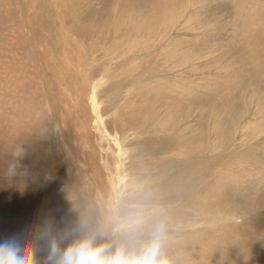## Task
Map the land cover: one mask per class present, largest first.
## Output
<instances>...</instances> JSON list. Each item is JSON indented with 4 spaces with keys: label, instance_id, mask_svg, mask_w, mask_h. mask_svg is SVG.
<instances>
[{
    "label": "rangeland",
    "instance_id": "obj_1",
    "mask_svg": "<svg viewBox=\"0 0 264 264\" xmlns=\"http://www.w3.org/2000/svg\"><path fill=\"white\" fill-rule=\"evenodd\" d=\"M133 166L190 187L177 264H264V0H0V241Z\"/></svg>",
    "mask_w": 264,
    "mask_h": 264
},
{
    "label": "clouds",
    "instance_id": "obj_2",
    "mask_svg": "<svg viewBox=\"0 0 264 264\" xmlns=\"http://www.w3.org/2000/svg\"><path fill=\"white\" fill-rule=\"evenodd\" d=\"M75 219L58 223L46 217L32 240L16 234L0 241V264H38L37 244L45 253L43 264H177L170 252L168 210L156 202L145 183H131L118 191L99 217L72 206Z\"/></svg>",
    "mask_w": 264,
    "mask_h": 264
},
{
    "label": "bare ground",
    "instance_id": "obj_3",
    "mask_svg": "<svg viewBox=\"0 0 264 264\" xmlns=\"http://www.w3.org/2000/svg\"><path fill=\"white\" fill-rule=\"evenodd\" d=\"M163 18V17H162ZM165 22V21H164ZM16 38V37H15ZM17 41V40H16ZM15 41V43H16ZM18 42V41H17ZM15 45V44H14ZM14 47V46H13ZM179 57V56H178ZM183 57V55H182ZM188 64V63H186ZM9 71V70H8ZM13 73V72H12ZM62 73V72H61ZM63 84V83H62ZM62 89V88H61ZM64 90V89H63ZM67 91V90H66ZM78 91V90H77ZM80 91V90H79ZM80 93V92H79ZM64 94V93H62ZM73 95V94H72ZM75 95V93H74ZM68 98V97H67ZM94 98V97H93ZM34 99V98H33ZM71 99V98H70ZM69 99V100H70ZM66 100V98H65ZM167 101V100H166ZM68 102V100H67ZM95 102V101H94ZM113 102V101H112ZM112 102L109 104L111 105ZM170 102V101H169ZM165 103V102H164ZM166 104V103H165ZM164 104V105H165ZM94 106V105H93ZM117 106V105H116ZM163 106V105H162ZM168 106V105H166ZM165 107V106H164ZM167 108V107H166ZM169 108V107H168ZM118 111V110H117ZM72 112V111H71ZM77 112V111H76ZM74 113V112H73ZM79 113V112H78ZM77 113V114H78ZM81 113V112H80ZM86 113V112H85ZM84 113V115H85ZM126 115V114H125ZM79 116V115H78ZM90 116V115H89ZM124 116V114H123ZM80 117V116H79ZM84 117V116H83ZM86 117V116H85ZM121 117V116H119ZM125 118V117H124ZM78 119V118H77ZM123 119V118H122ZM129 119V118H128ZM118 121V120H117ZM135 121V120H134ZM123 122V121H122ZM121 122V123H122ZM137 124V120L135 121ZM120 123V125H121ZM124 123V122H123ZM128 123V122H127ZM142 123V122H141ZM119 124V123H117ZM129 124V123H128ZM140 124V123H139ZM124 125V124H123ZM130 125V124H129ZM125 126V125H124ZM135 126V125H134ZM133 126V127H134ZM118 127V126H117ZM122 127V126H121ZM133 127L131 129H133ZM141 127V126H139ZM143 127V126H142ZM145 129V127H143ZM135 129V128H134ZM136 130V129H135ZM118 131V130H117ZM137 131V130H136ZM138 142V141H137ZM135 143V142H134ZM146 143V141H144ZM136 144V143H135ZM134 144V145H135ZM138 145V144H137ZM140 145V143H139ZM132 165H134V161L131 162ZM132 173V174H131ZM130 173V183H143L141 182V177L137 176L140 172L136 170V167L133 166V171ZM155 173L149 175L148 181L144 182L148 185L151 192L153 193V196L155 197V200L157 203L162 205L168 210V215L170 218V224L172 225H180V224H186L190 222V217L192 216L193 211H198L199 209L191 202L189 205V208L191 211L185 210L181 203L177 202L179 199L186 198L189 196L188 191L190 190V187L188 184H180L177 185L174 181H167L164 183H160L157 181V178L154 177ZM158 194H167L169 196L168 199L159 198ZM102 214V213H101ZM192 224V223H189Z\"/></svg>",
    "mask_w": 264,
    "mask_h": 264
}]
</instances>
